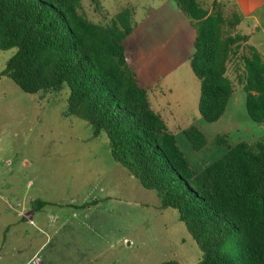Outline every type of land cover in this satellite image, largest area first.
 Listing matches in <instances>:
<instances>
[{
  "label": "trees",
  "instance_id": "16d2710c",
  "mask_svg": "<svg viewBox=\"0 0 264 264\" xmlns=\"http://www.w3.org/2000/svg\"><path fill=\"white\" fill-rule=\"evenodd\" d=\"M175 1L196 34L189 64L201 84L200 116L218 121L243 89L250 118L264 125V56L239 30L242 16L218 1L212 9ZM133 24L129 7L103 25L80 0H0V49L17 48L0 78L27 93L67 87L68 113L87 121L93 137L108 136L115 162L157 193L160 208L178 210L202 251L198 264H264V136L230 144L218 135L226 152L197 170L127 61L123 41ZM184 133L195 150L207 145L196 126Z\"/></svg>",
  "mask_w": 264,
  "mask_h": 264
},
{
  "label": "rangeland",
  "instance_id": "374dc122",
  "mask_svg": "<svg viewBox=\"0 0 264 264\" xmlns=\"http://www.w3.org/2000/svg\"><path fill=\"white\" fill-rule=\"evenodd\" d=\"M80 1L91 21L109 25L124 2L134 0ZM224 11L229 15L234 7L225 5ZM16 51L0 49V74ZM68 98L67 87L27 93L9 76L0 78V243L3 223L10 225L0 264H40L29 262L34 253L42 264H76L81 258L92 264H198L202 251L178 210L159 207L157 193L115 162L108 136L93 137L87 121L68 113ZM200 118L199 109L195 117H166L189 159L184 130ZM205 129L212 149L218 126ZM28 198L36 200L28 203L29 211L41 203L32 223L26 211L25 219L17 215L21 208L6 209L18 200L26 207ZM96 200L88 211L59 205Z\"/></svg>",
  "mask_w": 264,
  "mask_h": 264
},
{
  "label": "crops",
  "instance_id": "0c3cea01",
  "mask_svg": "<svg viewBox=\"0 0 264 264\" xmlns=\"http://www.w3.org/2000/svg\"><path fill=\"white\" fill-rule=\"evenodd\" d=\"M134 1H125L122 7V9L129 7L133 10L134 23L133 31L123 41L125 55L137 74L139 85L149 90L152 107L161 114L168 129L175 134L177 140V135L170 128L166 117L171 114L177 120L179 115L185 114V116L192 115L193 117L198 115L201 84L189 64V58L195 51L196 34L192 28L191 19L180 9L175 0ZM215 1L223 6L230 4L234 10L239 12L242 16L239 30L249 37V43L264 56V0H201L209 9L213 8ZM141 2H145L146 6H144V12L139 13L138 6H141ZM137 15H140L139 19H136ZM37 98L41 101H51L50 98L41 99L39 96ZM194 124L204 133L207 145L201 150H195L188 138V140L183 139L182 142L189 152L191 160L188 159L199 171L227 150L226 147L218 145H216L217 148L214 146L210 149L209 139L212 136L207 135L205 131L207 126L209 128L211 125L218 126L216 136L225 134L230 144L239 141L255 142L264 136V125L254 122L248 114L243 89L233 94L225 113L218 121L208 122L201 117L199 120L195 119ZM29 202L33 203L36 200L28 198L26 207H24L23 200H18L16 207L12 203L11 206L7 203L6 209L21 208L19 212H16L17 215L25 219L24 212L26 211L32 223V218L37 214L36 210L41 207V204L37 202V209L29 211L27 207ZM89 202L60 203L59 205L60 207L76 205L88 211L92 208V205L86 207V203ZM43 213L48 214L45 211ZM41 217H43L42 212L39 214V218ZM2 226L4 239L0 243V246L2 245L0 259L6 249L4 246L7 242V234L10 233V225L3 223ZM44 233L43 228L38 229L39 236H43ZM35 260L42 264L36 253L30 257L29 262H35ZM79 260L76 264H92L93 262L89 258Z\"/></svg>",
  "mask_w": 264,
  "mask_h": 264
},
{
  "label": "water",
  "instance_id": "95a60500",
  "mask_svg": "<svg viewBox=\"0 0 264 264\" xmlns=\"http://www.w3.org/2000/svg\"><path fill=\"white\" fill-rule=\"evenodd\" d=\"M30 217V216H29Z\"/></svg>",
  "mask_w": 264,
  "mask_h": 264
}]
</instances>
